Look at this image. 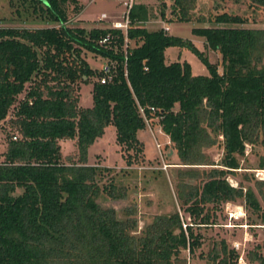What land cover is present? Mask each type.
I'll return each instance as SVG.
<instances>
[{"label": "trees", "instance_id": "obj_1", "mask_svg": "<svg viewBox=\"0 0 264 264\" xmlns=\"http://www.w3.org/2000/svg\"><path fill=\"white\" fill-rule=\"evenodd\" d=\"M195 1L173 0L170 19L191 20ZM243 1L264 10V0ZM14 7L57 27L0 26V264H184L181 252L200 249V230L217 223L223 204L242 198L259 211L253 192L229 185L225 173L238 168L245 144L264 148V28L239 26L243 19L224 12L207 16L210 25L191 32L218 51L221 71L198 53L208 73L193 75L185 62L163 58L171 45L197 52L189 42L143 26L152 6L132 4L125 59L121 30L68 24L77 0H17ZM158 15L164 18L161 4ZM105 34L109 40L98 44ZM86 52L105 59L109 80L99 81L102 67L90 68ZM90 76L91 105L83 107L79 86ZM142 115L157 122L178 163L202 180L177 190L187 222L174 211L135 233L133 218L98 204L100 195L120 198L125 189L103 175L108 168L86 164L85 151L112 125L124 164L140 161ZM62 140L74 141L75 162H63L71 155L61 154ZM215 144L222 150L217 163L204 152ZM257 165L264 169V156ZM237 256L223 239L198 253L209 264H235ZM247 260L264 264V254L256 247Z\"/></svg>", "mask_w": 264, "mask_h": 264}, {"label": "rangeland", "instance_id": "obj_2", "mask_svg": "<svg viewBox=\"0 0 264 264\" xmlns=\"http://www.w3.org/2000/svg\"><path fill=\"white\" fill-rule=\"evenodd\" d=\"M77 1L83 5V9L77 16L72 14L68 17V24L70 25H77L85 29L95 26L107 28L111 27L110 17L114 16L122 21L121 14L124 12V7L117 0ZM172 1L134 0L136 3L149 4L155 11V13L151 11L152 13L149 15L151 21L143 24L146 30H155L163 25L167 26L168 30L166 31L169 35L189 42L197 51L179 45L168 46L163 51L165 62H185L193 75H207L208 73L206 65L201 59L202 56L208 63L215 65L217 72L220 73L221 71L218 51L207 49L204 46L203 38L191 32L193 27L210 25V22L206 20L207 16L212 17L224 12L243 19L244 23L239 26L264 28V10L249 8L243 0L236 3L233 0H196L195 7L190 11L192 19L189 21L170 19L169 10ZM11 2L13 4H9V0H0V26L57 27L51 22L39 18H30L31 15L28 11L21 7H17L16 11L14 6L17 0H11ZM159 4L164 6L163 19L158 15ZM67 6L69 13L72 12L73 4L69 2ZM102 14L105 18H100ZM19 15L20 19H18ZM196 18H203V21ZM153 19L155 20L153 21ZM223 24L227 23L218 25ZM198 53L201 54V57ZM85 59L90 68L93 69L101 68L105 62V59L100 55L93 56L91 52L85 53ZM262 62H264V56ZM93 79L94 76H90L89 80L82 82L79 86L78 103L80 106L91 105L90 91ZM3 136V132L0 131V151L3 148ZM136 136L143 145L142 159L131 165H125L121 158L119 147L114 141L115 128L112 125L105 126L102 133L87 146L85 151L86 164L108 168V171H103V175L105 177L113 176L117 186L125 189L124 195L120 198L100 195L97 198L98 204L113 208L119 218H133L136 221L135 233H138L155 216L174 211L177 212L181 220L187 222V214L183 212L177 199V190L185 191L188 184H199L202 177L192 176L191 172L187 170L189 166L178 163L168 137L160 130L156 121L149 124V127L138 130ZM60 146L62 155H71L69 158H65L63 162H75L77 153L74 141L62 140ZM204 152L213 163H217L222 150L218 144H215L204 149ZM261 156H264V148L258 145L245 144L244 153L239 157L238 168L233 172L225 173V180L229 185L241 187L243 192L247 189L253 192L260 207L259 211L248 210L242 198L236 199L232 203L223 204L221 211L218 210L217 212L215 219L217 223L200 230L202 232L200 249L195 250L190 256L185 251L181 252V255L185 257L184 264H209L204 259L199 258L198 253L202 251L205 254L213 243L220 239H223L228 247H233L237 252L235 264H255L247 260V253L254 251L256 247L264 254V224L260 220V214L264 215V169L257 168ZM197 166L199 170L204 167ZM105 177L101 182L107 181ZM228 211L235 213L236 219L234 217L229 218ZM234 222H239L240 226L231 227Z\"/></svg>", "mask_w": 264, "mask_h": 264}, {"label": "built area", "instance_id": "obj_3", "mask_svg": "<svg viewBox=\"0 0 264 264\" xmlns=\"http://www.w3.org/2000/svg\"><path fill=\"white\" fill-rule=\"evenodd\" d=\"M120 3L121 5L124 7V12L121 14V17H122V21H119V20H115V21H112L111 22V27L112 28H116V29H119L123 32V48H124V59H125V54H126V47H127V37H126V29L128 27V13H129V10L133 4L132 0H120ZM105 16L102 14L100 18H104ZM163 30H168L167 29V26H162ZM110 38V35L109 34H105L104 36H102L99 40H98V44H103L104 42L108 41ZM102 70H103V75L99 78V81L101 83H103L104 81L106 80H109L112 76V73L111 71L109 70V67L104 65L102 66ZM140 112H142L141 108H140ZM143 116V119H144V122L146 124L147 127H149V121L150 119H147L144 115ZM228 217L229 218H235L237 216H235V213L233 214L232 211H228ZM184 225V224H182ZM241 260V257L239 258Z\"/></svg>", "mask_w": 264, "mask_h": 264}, {"label": "crops", "instance_id": "obj_4", "mask_svg": "<svg viewBox=\"0 0 264 264\" xmlns=\"http://www.w3.org/2000/svg\"><path fill=\"white\" fill-rule=\"evenodd\" d=\"M119 3H120V0H117ZM78 2V1H77ZM132 2L133 3H135V4H137L136 2H134V0H132ZM138 4H143V3H138ZM146 7H150V5L149 4H144ZM78 6H79V10L77 11V13H75V16H77L78 15V13L83 9V5L82 4H80L79 2H78ZM153 13H155V11L153 10ZM105 18V17H104ZM115 20H118V18H116V17H110V19H109V21H110V23L112 22V21H115ZM155 19H153V21H154ZM151 20H149V18L146 20V21H144L143 22V24L144 23H146V22H150ZM96 27V26H95ZM91 28H93V27H91ZM99 28H102V27H99ZM88 29H90V28H88Z\"/></svg>", "mask_w": 264, "mask_h": 264}, {"label": "water", "instance_id": "obj_5", "mask_svg": "<svg viewBox=\"0 0 264 264\" xmlns=\"http://www.w3.org/2000/svg\"><path fill=\"white\" fill-rule=\"evenodd\" d=\"M84 77V76H83Z\"/></svg>", "mask_w": 264, "mask_h": 264}]
</instances>
